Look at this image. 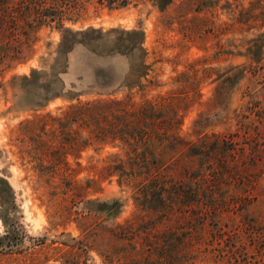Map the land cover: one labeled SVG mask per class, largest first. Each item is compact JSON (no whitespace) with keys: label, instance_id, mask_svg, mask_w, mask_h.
<instances>
[{"label":"rangeland","instance_id":"1","mask_svg":"<svg viewBox=\"0 0 264 264\" xmlns=\"http://www.w3.org/2000/svg\"><path fill=\"white\" fill-rule=\"evenodd\" d=\"M65 27L0 57V264H168L113 235L157 168L209 209L186 264H264V0H89Z\"/></svg>","mask_w":264,"mask_h":264},{"label":"trees","instance_id":"2","mask_svg":"<svg viewBox=\"0 0 264 264\" xmlns=\"http://www.w3.org/2000/svg\"><path fill=\"white\" fill-rule=\"evenodd\" d=\"M89 0H18L16 3L11 0H0V57L8 55L11 39L20 41L17 35L23 34L29 39L31 32L46 24L63 30L61 45L70 49L73 38L79 33L71 28L65 27V21H76L79 19L85 5ZM140 0H97L100 5L110 8H119L136 3ZM158 7L165 10L174 0H152ZM136 33V32H135ZM19 52V51H17ZM119 104V102H113ZM108 103L96 104L92 107H105ZM91 107V106H90ZM152 108V106H151ZM104 109V108H103ZM118 110V109H117ZM104 111V110H103ZM143 161L148 157L144 155ZM150 161V159H149ZM150 165V162L147 166ZM158 169V168H157ZM155 170L154 173H146L141 185L138 186L134 199L141 209L142 217H139L143 224H140L139 234L131 233L135 222L129 220L125 224L116 226L113 230L114 236L127 239L130 242L138 236L141 248L137 254L144 256V259H152L157 255L158 263L186 264L194 262L196 255H191L187 251L189 247H194L191 241L193 231H189L188 225L193 220L199 222L209 215V209L205 207H195L202 200V189L200 185L194 187L190 185H164L161 182V172ZM155 180L153 181V178ZM149 180L148 182H146ZM7 183L4 179H1ZM159 183V184H158ZM6 187H0V201L6 200ZM207 196L204 192V197ZM205 198H212L210 195ZM153 215L154 219L147 216ZM171 223L170 227L161 228L163 223ZM202 223V222H201ZM175 225H179L174 228ZM188 227L186 231L179 229ZM136 229V228H135ZM137 230V229H136ZM196 235V234H195ZM132 245V243H130ZM136 249V243L133 246ZM126 257H130L128 254Z\"/></svg>","mask_w":264,"mask_h":264}]
</instances>
